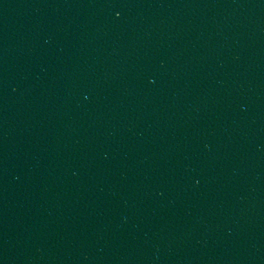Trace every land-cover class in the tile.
<instances>
[{"label": "water", "instance_id": "1", "mask_svg": "<svg viewBox=\"0 0 264 264\" xmlns=\"http://www.w3.org/2000/svg\"><path fill=\"white\" fill-rule=\"evenodd\" d=\"M0 264H264V0H0Z\"/></svg>", "mask_w": 264, "mask_h": 264}]
</instances>
